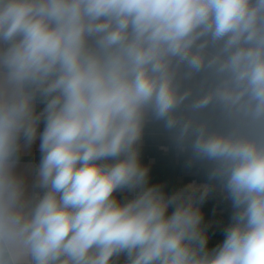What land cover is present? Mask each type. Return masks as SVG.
<instances>
[{
	"label": "clouds",
	"instance_id": "9594fccd",
	"mask_svg": "<svg viewBox=\"0 0 264 264\" xmlns=\"http://www.w3.org/2000/svg\"><path fill=\"white\" fill-rule=\"evenodd\" d=\"M212 68L227 79L190 110L232 127L206 134L177 81ZM149 114L217 165L234 212L211 250L207 188L149 186ZM0 264H264V0H0Z\"/></svg>",
	"mask_w": 264,
	"mask_h": 264
},
{
	"label": "crops",
	"instance_id": "0c3cea01",
	"mask_svg": "<svg viewBox=\"0 0 264 264\" xmlns=\"http://www.w3.org/2000/svg\"><path fill=\"white\" fill-rule=\"evenodd\" d=\"M210 53L214 50L209 49ZM227 79L215 68L193 73L191 78L178 77L179 91L184 100L179 106L178 115L182 123H190L195 128H203L206 134L227 132L232 126L223 119L218 106L210 104L208 108L191 111L190 105L201 96L210 93ZM43 130V124L40 126ZM195 139L191 132L180 139L178 129L169 130L163 121L155 120L149 114L145 119L144 138L138 144L142 165L148 168L149 186L157 185L166 196L193 185L197 196L205 188L207 194L200 204L203 213L202 227L208 236V248L211 250L225 239V229L232 222L234 209L221 182L212 177L217 165L215 162L200 159L192 150ZM39 139L28 149L21 152L20 173L26 180L30 193L35 180V168L41 159ZM120 200L130 199L133 193L120 191L115 193ZM173 209H169V214Z\"/></svg>",
	"mask_w": 264,
	"mask_h": 264
},
{
	"label": "built area",
	"instance_id": "2783aa9c",
	"mask_svg": "<svg viewBox=\"0 0 264 264\" xmlns=\"http://www.w3.org/2000/svg\"><path fill=\"white\" fill-rule=\"evenodd\" d=\"M143 138H144V129H143V134H142L141 141L143 140ZM141 141L139 142V144L141 143Z\"/></svg>",
	"mask_w": 264,
	"mask_h": 264
}]
</instances>
